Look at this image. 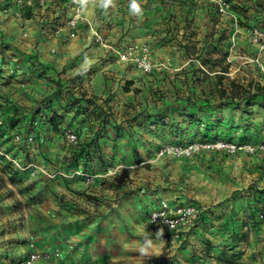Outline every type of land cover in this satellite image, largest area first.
I'll use <instances>...</instances> for the list:
<instances>
[{"label": "rangeland", "instance_id": "obj_1", "mask_svg": "<svg viewBox=\"0 0 264 264\" xmlns=\"http://www.w3.org/2000/svg\"><path fill=\"white\" fill-rule=\"evenodd\" d=\"M28 1L0 0V41L48 66L29 73L0 52V141L14 149L13 120L31 124V160L47 172L20 176L0 161V264H17L30 239L56 251L58 264H264V97L235 106L218 90L259 81L252 59L261 48L249 30L264 9L253 0L224 10L222 0H138L135 15L131 0H87L91 24L67 37L77 0ZM145 55L150 71L137 60ZM83 93L95 104L71 103ZM49 107L64 115L57 130ZM195 141L203 145L190 155L162 152ZM161 197L203 208L185 240L167 243L146 225ZM145 239L149 255L139 250Z\"/></svg>", "mask_w": 264, "mask_h": 264}, {"label": "built area", "instance_id": "obj_2", "mask_svg": "<svg viewBox=\"0 0 264 264\" xmlns=\"http://www.w3.org/2000/svg\"><path fill=\"white\" fill-rule=\"evenodd\" d=\"M46 0H37L40 4H44ZM32 4V1H28ZM225 0H222L220 4L221 9L224 10L225 7L229 6ZM89 21L86 12H85V4L78 3L74 8L72 14L69 19H67V33L65 35L67 37H74L77 35L79 26L81 23ZM63 29L61 27H57L54 29L55 35L61 36ZM27 34V33H24ZM96 40L103 42V37L99 32L95 29L92 35ZM249 40L251 43L256 45L257 47L264 49V24L263 25H255L249 30ZM120 53L121 51L117 49ZM122 57L128 60L129 58L134 57V47L131 46L128 49L123 50L121 53ZM139 60L140 65L143 67L144 71H150L152 69V61L148 56H142L137 58ZM252 61H256L260 78L258 79L262 85H264V62L259 58L252 59ZM0 81V88H1ZM0 124H2V120H0ZM13 141L16 144L15 148L12 149L8 147L6 144L0 141V161H5L10 163L17 169L21 170H31L32 174L35 173L34 169L42 170L47 172L41 166L36 164L34 161L26 159L23 161V155L28 152H32L31 155L35 154L36 149L34 147H30L31 143L35 140V135L33 131L24 132L23 128L17 126L13 130ZM67 139L69 143H75L78 141L77 134L73 131L67 133ZM203 143L201 142H193L188 145H172L169 148L163 149L176 152L184 155H190L196 150H198ZM232 148H237L236 144H231ZM20 153H19V152ZM202 207L198 204L194 203H184L182 201H174L167 197H161L157 204L151 207L148 216V225L151 226V230L158 231L159 229L163 230V235L160 236L167 243L173 242H181L184 238L185 234H187L193 227H195L200 221L199 217L202 213ZM17 264H58L57 263V252L49 251L39 248L36 242L32 239L28 240L26 243V249H23L17 259Z\"/></svg>", "mask_w": 264, "mask_h": 264}, {"label": "trees", "instance_id": "obj_3", "mask_svg": "<svg viewBox=\"0 0 264 264\" xmlns=\"http://www.w3.org/2000/svg\"><path fill=\"white\" fill-rule=\"evenodd\" d=\"M225 1L229 4H231L232 2L241 3L244 0H225ZM253 6L255 8H258V9H264V0H253ZM27 15L29 17L31 15V12H29ZM263 20H264V18H263ZM263 24H264V21H262V19H261L260 21L252 23L250 28H252L255 25H263ZM0 43H1V41H0ZM9 46L10 45H8L6 43H1L0 44V52H3L7 49V50H10L12 52V54L16 55L19 58V61H18L19 65L14 63L13 64L14 66H22V67L25 66L26 71L29 73L35 72V71L36 72L37 71H43L48 66V64L45 63L44 61H42V59L39 56H37L36 53H33L32 55L26 56L24 54L25 51H23L21 46H16V45L15 46L13 45L11 47H9ZM1 59H2V64H3V62L5 63L4 54L0 55V60ZM227 69H228V65H225L221 70L227 71ZM222 77H223V75L218 76V78H217L218 84H221ZM55 80H56V82L57 81L62 82V79H55ZM133 83H134L133 79H127L124 86H123L124 90L130 91L131 90L130 86ZM136 90H138V89H136ZM218 90L221 91L220 95H222V96L227 95L230 102L235 104V106H239L242 102H244L245 104H249L251 98L256 97V96L264 97V85H262L261 82L256 81L253 78L248 79L247 83H241L240 81L233 79L230 82V87H223V88L220 87ZM61 91L63 92V90H61V89L57 90L58 93H60ZM70 96H71V99H70L71 103H73V104H79L80 105V100H83V99L85 101L91 103L92 105L95 104L94 100L92 98L85 97L84 93L80 96V98L74 97L73 95H70ZM65 97H66V95H65ZM49 109H50V113L47 114L48 123L51 125L53 130H57L58 126H59V122H61L63 120L64 115L62 113L56 111L55 109H53V107H49ZM33 112H34L33 113L34 116H36V113L38 112L37 108H33ZM12 123H13V125L18 124L17 126L20 125V127L23 128L24 132L34 130V126H31V124L30 125H25V124L23 125V122L22 121L18 122L17 119H14ZM37 140H38V137L36 136V141ZM38 152L39 151L36 149L35 154L31 155L32 152L27 151V153H25L23 155V159H24L23 161H25L26 159H30V160L34 159L35 157H37ZM5 163H6L5 166L8 169L7 171H9V172L19 174L20 176H22L26 173L29 176H31V174H32L31 170L17 169L14 166H12L10 163H8V162H5ZM35 172H38V170H35ZM154 205H155V203L151 207H153ZM151 207L148 211V215H147V218L145 221L146 225H148V216H149V212L151 210ZM203 215H204V213H201L202 217H203ZM187 234H185L182 241L185 240V238L187 237Z\"/></svg>", "mask_w": 264, "mask_h": 264}, {"label": "clouds", "instance_id": "obj_4", "mask_svg": "<svg viewBox=\"0 0 264 264\" xmlns=\"http://www.w3.org/2000/svg\"><path fill=\"white\" fill-rule=\"evenodd\" d=\"M78 3L80 4H85L87 0H77ZM102 5L107 8L109 5L113 3V0H101ZM130 11L135 14L139 15L142 13V9L140 7V3L138 0H131L130 5H129ZM157 237L159 238L160 236L163 235V230L159 229L156 233ZM153 247V242L151 239H145L143 245L140 247V252L142 255H149V250Z\"/></svg>", "mask_w": 264, "mask_h": 264}, {"label": "crops", "instance_id": "obj_5", "mask_svg": "<svg viewBox=\"0 0 264 264\" xmlns=\"http://www.w3.org/2000/svg\"><path fill=\"white\" fill-rule=\"evenodd\" d=\"M74 45H75V43H74ZM256 49H258V48L256 47ZM257 53H258V54H257ZM256 56H258V58H259L261 61H264V49H260V50H258V51L256 52V54H254L253 57H256Z\"/></svg>", "mask_w": 264, "mask_h": 264}]
</instances>
